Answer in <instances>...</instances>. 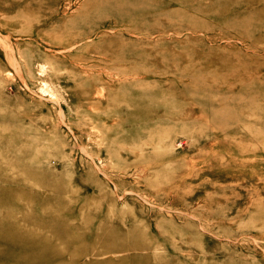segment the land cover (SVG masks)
<instances>
[{"label":"rangeland","instance_id":"obj_1","mask_svg":"<svg viewBox=\"0 0 264 264\" xmlns=\"http://www.w3.org/2000/svg\"><path fill=\"white\" fill-rule=\"evenodd\" d=\"M0 264H264V0H0Z\"/></svg>","mask_w":264,"mask_h":264},{"label":"bare ground","instance_id":"obj_2","mask_svg":"<svg viewBox=\"0 0 264 264\" xmlns=\"http://www.w3.org/2000/svg\"><path fill=\"white\" fill-rule=\"evenodd\" d=\"M126 124H127V123H126ZM128 125H129V124H128ZM42 168H43V167H42ZM55 176H56V175H55ZM55 176H54V177H55ZM54 177H53V178H54ZM24 180H25V179H24ZM27 180H29V179H27ZM29 181H30V180H29ZM31 183H32V181H31ZM29 189H30V188H29ZM29 191H31V189H30ZM1 209H2V208H1ZM3 210H4V209H3ZM29 210H30V209H29ZM29 210H28V211H29ZM24 211H25V210H24ZM28 211H27V212H28ZM30 214H31V213H30ZM25 215H26V213H25ZM25 217H26V216H25ZM31 220H32V218H31ZM29 222H30V221H29ZM29 222H28V223H29ZM24 223H25V222H24ZM34 226H35V224H34ZM42 226H43V225H42ZM57 239H58V238H57ZM59 240H60V239H59Z\"/></svg>","mask_w":264,"mask_h":264}]
</instances>
